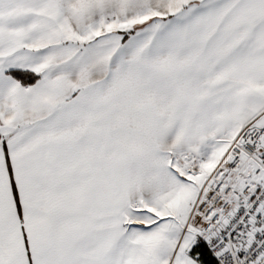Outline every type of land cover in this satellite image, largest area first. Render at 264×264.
Returning a JSON list of instances; mask_svg holds the SVG:
<instances>
[{"label":"snow or ice","instance_id":"obj_1","mask_svg":"<svg viewBox=\"0 0 264 264\" xmlns=\"http://www.w3.org/2000/svg\"><path fill=\"white\" fill-rule=\"evenodd\" d=\"M0 264H264V0H0Z\"/></svg>","mask_w":264,"mask_h":264}]
</instances>
